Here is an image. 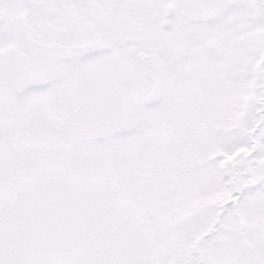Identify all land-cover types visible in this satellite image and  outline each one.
<instances>
[{"label":"snow or ice","instance_id":"6c2138e0","mask_svg":"<svg viewBox=\"0 0 264 264\" xmlns=\"http://www.w3.org/2000/svg\"><path fill=\"white\" fill-rule=\"evenodd\" d=\"M0 264H264V0H0Z\"/></svg>","mask_w":264,"mask_h":264}]
</instances>
